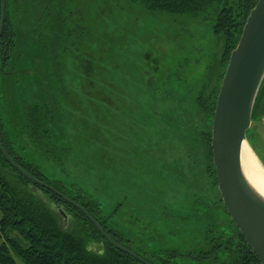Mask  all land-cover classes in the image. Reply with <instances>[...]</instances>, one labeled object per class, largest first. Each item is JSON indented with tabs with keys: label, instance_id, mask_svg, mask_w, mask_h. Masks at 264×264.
Wrapping results in <instances>:
<instances>
[{
	"label": "rangeland",
	"instance_id": "obj_1",
	"mask_svg": "<svg viewBox=\"0 0 264 264\" xmlns=\"http://www.w3.org/2000/svg\"><path fill=\"white\" fill-rule=\"evenodd\" d=\"M7 4L18 50L0 87L15 152L69 197L95 203L138 254L198 252L207 236H234L196 102L223 50L213 11L193 18L126 0ZM36 105L55 110L41 149L26 129V110ZM251 127L264 161V119Z\"/></svg>",
	"mask_w": 264,
	"mask_h": 264
},
{
	"label": "trees",
	"instance_id": "obj_2",
	"mask_svg": "<svg viewBox=\"0 0 264 264\" xmlns=\"http://www.w3.org/2000/svg\"><path fill=\"white\" fill-rule=\"evenodd\" d=\"M139 5L147 12L189 15L201 18L212 10L215 20L212 31L222 41L223 50L217 62L209 65L204 84L196 102L209 125L202 133L210 171L215 181V172L210 149V133L216 98L227 67L231 52L236 47L242 28L257 0H126ZM9 0L5 1V19L0 36V80L5 81L11 74L7 69L11 55L18 50L15 32L7 17ZM203 18V17H202ZM217 69V70H216ZM216 71V72H215ZM215 82V85L212 84ZM4 87V86H3ZM0 87V142L9 157L28 175L52 186L36 167L27 163L14 150L6 132V87ZM53 112L47 106H30L26 110V129L38 149L49 141L48 123ZM264 119V81L255 101L252 122L256 125ZM247 139L255 153L261 157V150L255 140V129L248 132ZM44 143V144H43ZM209 168V167H208ZM216 182V181H215ZM68 198L67 194L60 191ZM42 193L46 198L40 200ZM82 205L118 245L127 242L118 231L107 229L99 219L98 206L92 201L71 198ZM55 207L70 216L69 228L63 227ZM126 247V246H125ZM149 264H260L236 229L234 236H207L206 248L186 254L177 251H164L157 255L143 250L127 248ZM17 256L22 264H142L130 255L113 247L85 218L66 201L39 185L34 184L14 169L0 152V264H15L11 254Z\"/></svg>",
	"mask_w": 264,
	"mask_h": 264
},
{
	"label": "water",
	"instance_id": "obj_3",
	"mask_svg": "<svg viewBox=\"0 0 264 264\" xmlns=\"http://www.w3.org/2000/svg\"><path fill=\"white\" fill-rule=\"evenodd\" d=\"M4 19L5 2L0 0V36ZM263 81L264 0H257L246 18L238 43L230 54L221 81L211 122L210 149L222 205L260 264H264V199L253 190L244 176L242 147L247 144L254 158H258L263 164L247 139L248 132L252 130L253 109ZM0 152L21 175L82 212L113 247L142 264H149L128 249L116 244L82 206L72 202L52 186L28 175L9 157L1 142ZM55 211L64 224L69 221V217L60 207H55Z\"/></svg>",
	"mask_w": 264,
	"mask_h": 264
},
{
	"label": "bare ground",
	"instance_id": "obj_4",
	"mask_svg": "<svg viewBox=\"0 0 264 264\" xmlns=\"http://www.w3.org/2000/svg\"><path fill=\"white\" fill-rule=\"evenodd\" d=\"M242 168L244 176L253 190L264 199V172L254 159L251 150L244 144L242 147Z\"/></svg>",
	"mask_w": 264,
	"mask_h": 264
},
{
	"label": "flooded vegetation",
	"instance_id": "obj_5",
	"mask_svg": "<svg viewBox=\"0 0 264 264\" xmlns=\"http://www.w3.org/2000/svg\"><path fill=\"white\" fill-rule=\"evenodd\" d=\"M50 110L53 112V119L55 118V110H54V108H50ZM110 119V117L108 116V115H105L104 116V120H109ZM99 121H100V118H99ZM101 122V121H100ZM103 123L106 125L107 124V122H105V121H103ZM111 128H116V124L114 123V124H112L111 126H110ZM133 174H130V173H125V178L126 179H128V178H130L131 176H132ZM105 179V178H104ZM115 179H116V181L117 182H121V179H120V177H119V175H115ZM215 181H216V177H215ZM106 182V181H105ZM216 185H217V181H216ZM58 191V190H57ZM60 192V191H59ZM61 193V192H60ZM71 198H76V197H71ZM71 198H69L72 202H74V203H76L75 201H73ZM76 204H78V203H76ZM69 205H71V204H69ZM79 205V204H78ZM74 209H76V210H78L77 208H75L73 205H71ZM80 206H82V205H80ZM83 207V206H82ZM84 208V207H83ZM85 209V208H84ZM86 210V209H85ZM79 211V210H78ZM87 212V211H86ZM82 213V212H81ZM88 213V212H87ZM99 213V212H98ZM88 214H90V213H88ZM84 215V214H83ZM85 216V215H84ZM91 216V215H90ZM72 214L69 216V219L71 220V221H73L72 220ZM92 217V216H91ZM86 218V217H85ZM93 218V217H92ZM87 219V218H86ZM99 219H101L100 220V222H103L104 223V226L107 228V229H111L110 227H108L107 226V224L105 223V219L102 217H99ZM100 226V225H99ZM101 227V226H100ZM102 228V227H101ZM103 229V228H102ZM111 230H114V229H111ZM103 231L106 233V231L103 229ZM101 234V233H100ZM107 234V233H106ZM102 235V234H101ZM108 235V234H107ZM103 236V235H102ZM104 237V236H103ZM120 246H122V247H124V248H126L125 247V245L123 246V245H120Z\"/></svg>",
	"mask_w": 264,
	"mask_h": 264
}]
</instances>
